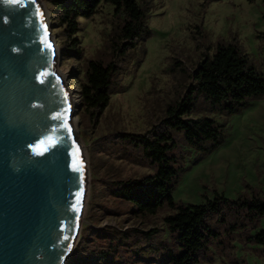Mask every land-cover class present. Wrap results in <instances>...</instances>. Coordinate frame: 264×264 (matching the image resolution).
I'll list each match as a JSON object with an SVG mask.
<instances>
[{
	"label": "rangeland",
	"instance_id": "rangeland-1",
	"mask_svg": "<svg viewBox=\"0 0 264 264\" xmlns=\"http://www.w3.org/2000/svg\"><path fill=\"white\" fill-rule=\"evenodd\" d=\"M138 1L146 14L148 32L135 47L124 52L122 43L117 42L122 19L114 14L112 4L102 1L96 13L80 18L77 35L83 53L75 57L67 51L69 37L52 0H42L46 23L56 43V66L73 100L70 117L84 155L89 189L85 226L63 264L84 248L104 249L103 240L97 236L101 229L121 234L126 240L124 255L130 261L154 264L164 246L174 248L175 241L164 222L172 210L163 208L155 215L139 216L111 198V179L154 172L141 149L122 142L114 133H144L164 119L168 106L184 97L198 63L218 44L234 43L258 68L264 66V0ZM90 58L113 61L118 71L110 102L97 120L80 93ZM203 115L223 125V141L213 150L202 152L189 147L182 134L174 132L178 143L175 154L184 156V171L173 191L175 201L198 204L215 193L230 200L250 197L254 192L263 196L264 95L250 99L232 114L199 99L194 116ZM109 206L115 211H106ZM241 217V212L227 213L230 222ZM212 222L219 225L217 216ZM221 227L199 264H264V245L255 241L264 229V217ZM146 232L153 234L149 241Z\"/></svg>",
	"mask_w": 264,
	"mask_h": 264
},
{
	"label": "trees",
	"instance_id": "trees-1",
	"mask_svg": "<svg viewBox=\"0 0 264 264\" xmlns=\"http://www.w3.org/2000/svg\"><path fill=\"white\" fill-rule=\"evenodd\" d=\"M102 1L112 4L114 14L122 19L117 42L122 43L124 52L135 47L138 39L148 32L146 14L138 0H52L58 20L69 37L67 51L71 56L79 57L83 53L77 35L80 18L96 13ZM261 37L264 38V33ZM117 73L113 61L105 63L95 58L87 61L80 93L95 120L110 102ZM192 78L184 97L168 106L166 117L159 123L144 133H114L122 142L141 149L154 172L111 179L108 182L111 198L139 216L155 215L163 208L172 210L164 217V222L175 247L164 246L154 264H199L218 237L222 224L238 226L249 219L264 217V195L255 192L236 200L215 193L213 198H205L198 204L175 201L173 191L184 171V156L175 154L178 143L174 132L181 133L189 147L202 152L213 150L223 141L221 123L207 115L194 116L198 100H205L222 113L232 114L245 107L250 99L264 95V66L258 68L234 43L218 44L212 54H205ZM106 211L115 210L109 206ZM230 211L241 212L242 217L230 222L227 219ZM214 216H217L218 226L212 222ZM99 232L97 236L103 240L104 249L84 248L72 254L65 264H142L126 258V240L119 232L106 229ZM144 235L147 241L153 236L149 232ZM255 241L264 245V229L257 233ZM133 253L138 255L136 250Z\"/></svg>",
	"mask_w": 264,
	"mask_h": 264
},
{
	"label": "water",
	"instance_id": "water-1",
	"mask_svg": "<svg viewBox=\"0 0 264 264\" xmlns=\"http://www.w3.org/2000/svg\"><path fill=\"white\" fill-rule=\"evenodd\" d=\"M56 56L42 0H0V264H63L85 226L86 164Z\"/></svg>",
	"mask_w": 264,
	"mask_h": 264
},
{
	"label": "snow or ice",
	"instance_id": "snow-or-ice-1",
	"mask_svg": "<svg viewBox=\"0 0 264 264\" xmlns=\"http://www.w3.org/2000/svg\"><path fill=\"white\" fill-rule=\"evenodd\" d=\"M45 43L47 45V47H51V44L47 42V33L45 31ZM64 125L67 126V123H66V120L63 121ZM68 131L70 132V128H68ZM43 143V142H42ZM54 143V142H53ZM78 151V149H77ZM42 154V153H41ZM81 165H82V161H81ZM76 171H82V167H78V168H75ZM83 193L82 192H77L76 193V197H77V204L80 202V198L82 197ZM77 211H79V209L77 208L76 209Z\"/></svg>",
	"mask_w": 264,
	"mask_h": 264
},
{
	"label": "bare ground",
	"instance_id": "bare-ground-1",
	"mask_svg": "<svg viewBox=\"0 0 264 264\" xmlns=\"http://www.w3.org/2000/svg\"><path fill=\"white\" fill-rule=\"evenodd\" d=\"M70 100H71V106H72V102H73V100H72V98H70Z\"/></svg>",
	"mask_w": 264,
	"mask_h": 264
}]
</instances>
